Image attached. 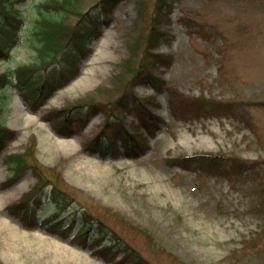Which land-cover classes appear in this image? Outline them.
<instances>
[{"label":"rangeland","instance_id":"obj_1","mask_svg":"<svg viewBox=\"0 0 264 264\" xmlns=\"http://www.w3.org/2000/svg\"><path fill=\"white\" fill-rule=\"evenodd\" d=\"M44 1L22 0L16 7L30 15ZM96 2L81 4L91 9ZM157 5L163 8L157 51L169 59L157 63L153 72L166 90L158 93L146 83L136 88L148 106L156 107L150 116L162 117L142 149L139 140L149 130L140 127L133 98L130 111L115 106L123 89L112 81L127 77L129 69L122 65L134 53L136 58L142 55ZM100 31L81 58L78 75L43 107L19 88L0 89V122L16 132L0 150V264H131L132 255L146 264H264V204L263 211L257 209L259 200L264 201V0H120ZM35 56L23 40L11 57L0 59V72L28 64ZM91 97L104 104L90 122L79 127V112H74L73 122L68 120L67 128L58 131L48 111L87 103ZM201 97L233 101L237 108L199 116L192 102ZM111 112L139 136L122 142L124 126H116L118 134L109 127L106 134L116 140L117 155L88 147ZM30 147L34 157L28 161L37 157L48 179L60 182L70 194L61 195L88 208L121 238L113 259L110 252H100L96 227L81 238L76 227L65 233L53 226L65 217L64 229L75 215L66 208L53 216L54 198L42 195L35 218L25 210L22 196L38 183L31 167L11 186L4 185L11 175L7 156ZM196 152L239 157L244 162L235 167L243 169L225 176L223 169L188 170L167 160ZM76 215L80 223L81 214Z\"/></svg>","mask_w":264,"mask_h":264},{"label":"trees","instance_id":"obj_2","mask_svg":"<svg viewBox=\"0 0 264 264\" xmlns=\"http://www.w3.org/2000/svg\"><path fill=\"white\" fill-rule=\"evenodd\" d=\"M22 0H0V57H9V54L13 47L22 39L27 40V44L35 49V59L25 65H20L15 69H8L0 73V88L6 85H16L24 90L26 95L36 94V98H44L49 96L56 87L62 84V80L56 79L61 76L60 73L64 72V69H71L72 64H76V61L82 52H85L90 39L97 35L100 30L99 26L101 22L107 21L110 17L112 8L120 0H99L95 6L85 8L82 6V0H46L38 5L30 15L23 14L21 9L16 7V4ZM140 16L144 15L143 5L139 1L138 3ZM162 6L155 7L148 28L147 37L144 39L142 55L136 58V54L132 59L126 60L122 65V68H128L127 77L125 74L114 77L113 86L116 89L122 88L119 97L116 99L121 107L127 108V101L129 92L135 93V88L141 83H152L157 88H161L158 84L161 80L153 74V69L157 63H165L169 59V55L160 53L157 48L160 44L161 34L159 33V21L158 15L162 11ZM96 10H99L96 11ZM106 10L105 13H102ZM78 18L77 23H72L71 17ZM35 17V18H34ZM34 18V19H33ZM29 21V22H28ZM24 24L27 26L24 27ZM138 27V24H136ZM138 48L133 47L136 51ZM135 59L140 60L137 62ZM61 64V66L58 65ZM74 68V67H73ZM54 72H57L54 74ZM70 77V76H69ZM67 80V79H66ZM162 84V83H160ZM101 95L104 96L103 89ZM107 89V87H105ZM91 94L90 96H94ZM109 97L113 96V92L108 94ZM137 98V96H136ZM223 104L221 100H208L204 97L193 99V106L199 109L197 115L202 114V110L206 111H222L236 109L234 104ZM99 104H103L98 98L91 97V101L87 102L88 106L96 107ZM142 107L144 104H138ZM82 107L77 105L74 107L65 106L59 110H52V118L56 120L55 127L58 131L66 128V122L70 120V116L74 112H81L77 108ZM0 108V112H1ZM80 120L85 123L89 120V116L80 115ZM143 119L146 118L144 113ZM111 121H107L106 126H109ZM105 130L97 135L93 144L101 145L103 141ZM14 136L13 131L8 129L0 122V148L5 144L7 138ZM110 147L104 146L103 152H108ZM33 148H28L25 152L14 153L8 156L7 164L12 173L9 181L6 184L13 183L26 168L31 167L33 172L38 178V183L30 192H27L22 196V204L24 206L29 205V209H32L34 201H39L43 196H50L54 198L55 211L54 215L63 211L65 207L70 205L75 215L69 220L68 227L65 231H73L77 228L76 236L85 238L89 229L96 227L97 239L96 242L102 241V238L106 234H111L109 239L102 241L103 245L100 248L101 253L110 252L111 258H114V253H111L112 249L120 247L123 243L121 238L114 233V231L108 226V224L99 216L93 215L88 208H84L79 203H72L71 200L61 194L70 195L67 189H63L60 186V182L52 179H48V175L44 172V167L38 162L35 157L34 162H29L30 156H33ZM34 157V156H33ZM234 160L239 163L243 160L239 157H229L222 152V154H212L207 152H196L193 154H182L177 157L169 159L170 165H179L185 169H206V171L218 170L223 168L225 171L232 173L236 169L243 168V166L234 168L227 166V161ZM219 167V168H218ZM209 169V170H207ZM66 185V184H65ZM259 195V194H258ZM258 210L263 211L264 201L259 200ZM24 208H27L24 207ZM81 214L82 223H78L77 213ZM61 220L57 222L54 227H58L62 231ZM148 235V234H147ZM151 240V236H149ZM152 242L153 239L151 240ZM130 251L128 248H126ZM132 249V248H130ZM135 256V255H134ZM133 256L131 264H146L145 259L142 257ZM147 264H154L148 262Z\"/></svg>","mask_w":264,"mask_h":264},{"label":"bare ground","instance_id":"obj_3","mask_svg":"<svg viewBox=\"0 0 264 264\" xmlns=\"http://www.w3.org/2000/svg\"><path fill=\"white\" fill-rule=\"evenodd\" d=\"M0 172H1V170H0ZM1 197V196H0ZM2 200H1V198H0V202H1ZM1 204V203H0Z\"/></svg>","mask_w":264,"mask_h":264}]
</instances>
